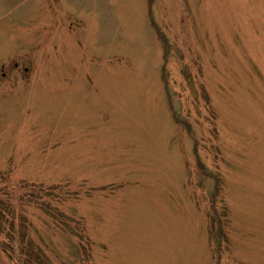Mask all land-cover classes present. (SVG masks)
Masks as SVG:
<instances>
[{"label":"rangeland","instance_id":"1","mask_svg":"<svg viewBox=\"0 0 264 264\" xmlns=\"http://www.w3.org/2000/svg\"><path fill=\"white\" fill-rule=\"evenodd\" d=\"M24 249L264 264V0H0V264Z\"/></svg>","mask_w":264,"mask_h":264},{"label":"trees","instance_id":"2","mask_svg":"<svg viewBox=\"0 0 264 264\" xmlns=\"http://www.w3.org/2000/svg\"><path fill=\"white\" fill-rule=\"evenodd\" d=\"M23 238V235H22ZM22 255H24V262L23 264H47V262H44L43 255L37 249L34 252H30L27 254L26 250H22Z\"/></svg>","mask_w":264,"mask_h":264}]
</instances>
